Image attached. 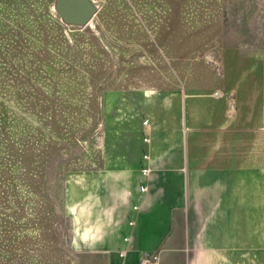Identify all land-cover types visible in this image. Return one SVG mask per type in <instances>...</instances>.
Masks as SVG:
<instances>
[{
  "label": "rangeland",
  "instance_id": "obj_1",
  "mask_svg": "<svg viewBox=\"0 0 264 264\" xmlns=\"http://www.w3.org/2000/svg\"><path fill=\"white\" fill-rule=\"evenodd\" d=\"M83 1L0 0V264H73L65 179L116 163L144 91L264 107V0Z\"/></svg>",
  "mask_w": 264,
  "mask_h": 264
},
{
  "label": "crops",
  "instance_id": "obj_2",
  "mask_svg": "<svg viewBox=\"0 0 264 264\" xmlns=\"http://www.w3.org/2000/svg\"><path fill=\"white\" fill-rule=\"evenodd\" d=\"M140 96L116 163L65 179L73 264H264V107Z\"/></svg>",
  "mask_w": 264,
  "mask_h": 264
},
{
  "label": "water",
  "instance_id": "obj_3",
  "mask_svg": "<svg viewBox=\"0 0 264 264\" xmlns=\"http://www.w3.org/2000/svg\"><path fill=\"white\" fill-rule=\"evenodd\" d=\"M74 7L79 14L80 20L85 21L90 17V10L83 0H74Z\"/></svg>",
  "mask_w": 264,
  "mask_h": 264
},
{
  "label": "built area",
  "instance_id": "obj_4",
  "mask_svg": "<svg viewBox=\"0 0 264 264\" xmlns=\"http://www.w3.org/2000/svg\"><path fill=\"white\" fill-rule=\"evenodd\" d=\"M146 171H143V175H146ZM142 264H149L148 262H143Z\"/></svg>",
  "mask_w": 264,
  "mask_h": 264
}]
</instances>
